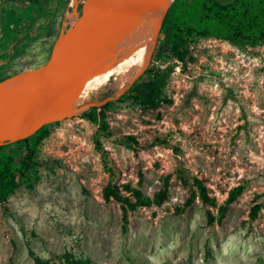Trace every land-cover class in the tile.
Listing matches in <instances>:
<instances>
[{
    "label": "rangeland",
    "instance_id": "obj_1",
    "mask_svg": "<svg viewBox=\"0 0 264 264\" xmlns=\"http://www.w3.org/2000/svg\"><path fill=\"white\" fill-rule=\"evenodd\" d=\"M87 1L0 0V79L44 65ZM186 47L184 61L165 52L136 81L152 86L151 103L132 90L100 110L102 130L80 116L48 126L34 188L0 205V264H32L26 240L49 264L65 251L90 264H129L124 253L136 264H264V43L190 37ZM193 177L214 205L184 206ZM107 182L143 200L124 232L119 205L101 196Z\"/></svg>",
    "mask_w": 264,
    "mask_h": 264
},
{
    "label": "trees",
    "instance_id": "obj_2",
    "mask_svg": "<svg viewBox=\"0 0 264 264\" xmlns=\"http://www.w3.org/2000/svg\"><path fill=\"white\" fill-rule=\"evenodd\" d=\"M190 37L216 38L237 44L244 43L247 46H256L264 43V0H230L222 3L219 0H179V5L172 22L168 38L159 52L160 57L165 52H170L177 61L182 62L188 51L186 44ZM157 57V58H158ZM151 68L143 75L149 73ZM142 75V76H143ZM2 80V79H0ZM135 90L141 104H149L152 100V86L133 84L128 91ZM107 102L100 108H91L80 117H85L95 123L99 129H104L101 109L108 106ZM98 109V112L95 111ZM49 124L42 125L31 135L14 143L0 146V205L7 202V198L19 187L32 190L39 179L38 165L35 161L36 150L39 142L48 132ZM97 149L100 142L94 139ZM121 192L116 184L107 182L101 189L103 200H113L121 210V228L124 232L127 224V211L134 210L143 204L136 190L124 186ZM239 185L231 188L223 204L218 208L216 220H220L227 206L239 195ZM130 196L135 199L131 200ZM162 193L157 202L164 199ZM202 205H214V198L209 196L201 179L192 178L189 195L184 206L190 205L194 200ZM261 204L252 205L247 217L251 221L255 218ZM215 220L214 215L206 211V224L210 225ZM26 254L32 264H49L47 259L37 256L29 242L25 243ZM129 264L134 263L131 255L124 253ZM61 264H90L88 257H75L70 252L60 255Z\"/></svg>",
    "mask_w": 264,
    "mask_h": 264
},
{
    "label": "bare ground",
    "instance_id": "obj_3",
    "mask_svg": "<svg viewBox=\"0 0 264 264\" xmlns=\"http://www.w3.org/2000/svg\"><path fill=\"white\" fill-rule=\"evenodd\" d=\"M77 1L71 0V4L76 6ZM160 1L106 0V5L114 9L116 20L127 31L146 24ZM67 23L72 27L58 37L44 65L0 80V108H15L74 87L80 90L98 82L108 83L120 73L122 48L109 37L108 24L93 0L84 3L79 17L74 10L70 12ZM144 43L145 35L134 38V55Z\"/></svg>",
    "mask_w": 264,
    "mask_h": 264
},
{
    "label": "water",
    "instance_id": "obj_4",
    "mask_svg": "<svg viewBox=\"0 0 264 264\" xmlns=\"http://www.w3.org/2000/svg\"><path fill=\"white\" fill-rule=\"evenodd\" d=\"M107 22L111 40L122 48V68L108 83L98 82L84 89L74 87L41 96L15 108H0V146L21 140L45 124L81 116L91 108L120 100L130 87L152 67L164 46L179 0H161L145 27L125 30L106 0H93ZM111 1V0H109ZM145 35L141 51L134 55L133 40Z\"/></svg>",
    "mask_w": 264,
    "mask_h": 264
}]
</instances>
